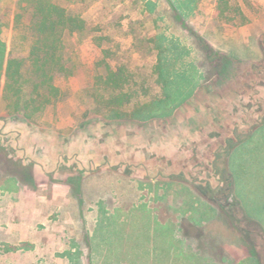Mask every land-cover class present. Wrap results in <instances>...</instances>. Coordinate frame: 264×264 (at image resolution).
Returning a JSON list of instances; mask_svg holds the SVG:
<instances>
[{
	"label": "rangeland",
	"instance_id": "374dc122",
	"mask_svg": "<svg viewBox=\"0 0 264 264\" xmlns=\"http://www.w3.org/2000/svg\"><path fill=\"white\" fill-rule=\"evenodd\" d=\"M51 1L87 24L64 36L75 67L53 75L59 96L26 118L0 81V203L36 191L51 231L36 225V251L0 234V264H93L91 228L97 264H264V128L239 145L264 122V0H228L221 15L217 0ZM30 4L0 0L25 73ZM161 43L181 101L162 117H106L107 66L127 75L122 110L162 96ZM98 208L109 214L93 224Z\"/></svg>",
	"mask_w": 264,
	"mask_h": 264
},
{
	"label": "trees",
	"instance_id": "16d2710c",
	"mask_svg": "<svg viewBox=\"0 0 264 264\" xmlns=\"http://www.w3.org/2000/svg\"><path fill=\"white\" fill-rule=\"evenodd\" d=\"M218 13H224L228 6V0H217ZM30 26L31 35L28 44L29 70L23 71L24 59L12 55L7 49L6 41L2 38L3 29L7 22L0 19V81L4 80L2 95L5 99L7 93L14 97L13 110L23 111V115L29 118L32 113L42 109L46 104L52 102L59 96V89L53 83V75L56 72H66L68 69L73 74L74 67L66 66L62 62V51L65 47V34L82 33L86 30L87 24L79 15H74L65 8L51 0H31ZM19 14L16 13L15 22ZM157 62L154 66L156 81L161 85L162 96L153 98L147 103L141 104L130 112L122 110V107L130 101V94L124 90L128 83L127 75L122 69L112 70L106 68V74L102 78L103 90L109 93L98 100L106 108V117L109 118H136L146 120L152 117H162L170 112L175 103L176 74L169 63L167 56L170 48L161 44L157 46ZM70 73V72H69ZM33 74L37 80L28 78ZM28 78V79H27ZM27 96L28 98H25ZM33 107L31 112L25 108ZM264 128V122L255 127L253 132L239 145L247 140L256 139L257 130ZM238 145V146H239Z\"/></svg>",
	"mask_w": 264,
	"mask_h": 264
},
{
	"label": "crops",
	"instance_id": "0c3cea01",
	"mask_svg": "<svg viewBox=\"0 0 264 264\" xmlns=\"http://www.w3.org/2000/svg\"><path fill=\"white\" fill-rule=\"evenodd\" d=\"M5 194L14 195V199L11 201L0 203V234L4 236L2 241L4 242H21L29 239L30 242L34 243L33 249L36 251L38 243H40V239L38 238L37 224H45L47 223L48 215L52 210L53 204L50 201H47L45 198V202H38L37 192L30 191L29 194H23L20 190L17 192H9ZM104 214L108 216V212H103L101 208L97 209V214L94 215L93 224L95 220L99 217L100 214ZM93 226V225H92ZM51 227L45 224V234L48 235ZM92 229V228H91ZM90 229V230H91ZM90 230L88 233V250L89 256L93 260V264H97V260L95 257L91 256L90 246ZM197 235V234H196ZM195 235V236H196ZM194 236V237H195ZM13 237V239H11ZM184 238L186 235L183 236ZM173 239L179 245V250L181 249L180 236L174 234ZM52 240V239H50ZM77 243V242H75ZM51 246V243H50ZM74 250V249H73ZM187 256L191 255L192 258H189L192 262V259L197 258H207V255L203 252H198V256L196 253L188 251L186 252ZM182 263V262H181ZM189 262H187L188 264Z\"/></svg>",
	"mask_w": 264,
	"mask_h": 264
}]
</instances>
